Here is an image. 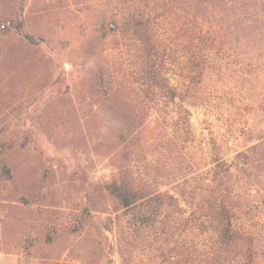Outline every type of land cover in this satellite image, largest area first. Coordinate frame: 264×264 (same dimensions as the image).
Listing matches in <instances>:
<instances>
[{"label": "rangeland", "instance_id": "rangeland-1", "mask_svg": "<svg viewBox=\"0 0 264 264\" xmlns=\"http://www.w3.org/2000/svg\"><path fill=\"white\" fill-rule=\"evenodd\" d=\"M1 24L0 264H183L178 216L107 185L186 192L215 159L264 156V0H0ZM249 168L231 203L251 258L229 264H264Z\"/></svg>", "mask_w": 264, "mask_h": 264}, {"label": "trees", "instance_id": "trees-1", "mask_svg": "<svg viewBox=\"0 0 264 264\" xmlns=\"http://www.w3.org/2000/svg\"><path fill=\"white\" fill-rule=\"evenodd\" d=\"M134 15L135 13L122 16L121 20L136 29L137 22L134 20L137 15ZM24 39L31 44H38V41L28 34H24ZM199 70L198 73L202 74L204 69L200 67ZM162 89L166 90L167 97L173 102L178 89L168 85L161 86L160 90ZM254 163L258 166L264 165V156L256 147L248 153H240L236 161L215 159L206 167L205 178H198L199 187L186 192L182 188L172 194L168 191L145 194L140 187L121 182L107 185V190L120 207L132 215L142 214L141 209L143 210L146 203L159 205L162 207L161 212L164 210L176 214L184 233L180 241L183 264H229L232 249L236 250L238 256L241 250L242 253L249 254V260L251 258L249 249L243 252L246 241L249 244V237L245 240L244 230L234 226V207L231 202L237 196L231 195L233 192L240 194V187L235 190L232 180L236 175L244 176ZM238 200L239 197L236 201ZM151 214H154L153 210Z\"/></svg>", "mask_w": 264, "mask_h": 264}, {"label": "built area", "instance_id": "built-area-1", "mask_svg": "<svg viewBox=\"0 0 264 264\" xmlns=\"http://www.w3.org/2000/svg\"><path fill=\"white\" fill-rule=\"evenodd\" d=\"M0 28H1V29H4V28H5V24H1V25H0Z\"/></svg>", "mask_w": 264, "mask_h": 264}]
</instances>
